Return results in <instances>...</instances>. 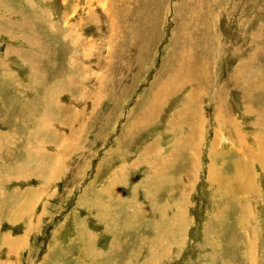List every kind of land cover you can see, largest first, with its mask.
I'll use <instances>...</instances> for the list:
<instances>
[{
    "label": "rangeland",
    "instance_id": "rangeland-1",
    "mask_svg": "<svg viewBox=\"0 0 264 264\" xmlns=\"http://www.w3.org/2000/svg\"><path fill=\"white\" fill-rule=\"evenodd\" d=\"M187 1L0 0V264H264V169L260 164L252 169L255 189L247 193L251 198L245 202L251 210L247 231L239 223L241 205L211 190L206 155L212 133L205 134L207 148H203L198 181L191 173L184 179L195 185L184 202L183 226L177 207L182 201L178 164L185 163L184 158H176L169 171L164 170L168 176L161 178L163 184L150 178L146 164L133 169L157 140L163 141L160 154L174 156L170 145L175 136L169 130L177 124L173 113L180 104L184 106L189 92L199 88L195 84L196 90L188 88L170 100L158 122L137 127L145 121L141 113L155 99L149 91L165 72L163 63L172 58L173 34L187 26L178 10ZM211 8L215 37L221 35L226 48L233 47L229 56L220 58H215L216 49L210 52L213 85L218 82L225 88L228 110L249 127L246 137L252 146L254 129L249 125L256 122V110L250 109L252 120L242 118L247 113L242 106L243 84L255 83L248 94L259 98L255 103L263 106L264 0H227L223 10ZM153 11L157 19L151 33L154 46L135 68L131 60L143 51L134 50V42L138 48L142 40L136 20ZM256 32L260 33L254 39ZM79 38L81 46L76 50ZM111 49L118 54L114 60ZM241 61L251 74L237 78L235 85L231 78ZM127 63V68L135 69L134 75L119 72ZM200 95L210 120L218 112L213 92ZM226 157L229 173L232 161L245 166L235 150ZM224 160L220 155L218 162ZM40 168L41 177L36 178L33 172ZM220 205L226 208L221 215ZM12 239L20 242L18 253L7 245Z\"/></svg>",
    "mask_w": 264,
    "mask_h": 264
},
{
    "label": "bare ground",
    "instance_id": "bare-ground-1",
    "mask_svg": "<svg viewBox=\"0 0 264 264\" xmlns=\"http://www.w3.org/2000/svg\"><path fill=\"white\" fill-rule=\"evenodd\" d=\"M226 1L227 0H219V2H217V0H215V1L214 0H188L187 2H183L178 6V10L184 14L183 20H185V22L187 23V26L178 28L177 30H175V32L173 34L174 40H175V46H174L172 58L168 63H163L162 67H165V72H163L161 74V76L159 77V79H157V81L154 82L155 84L153 85L154 88L152 87V91H149V93L150 92L155 93V99H153V101L151 100L152 102L147 101V104L149 102V105H147L145 107V110L143 112L141 111L142 112L141 117L145 121L142 122V120L139 117L141 122H140V125L137 127H142V126H145L148 124L158 122V120H159L158 118H160V116H162V114L165 113V112H163L161 114L163 107L167 106L169 104L170 100H172L174 97L178 96L180 92H183L184 90H186L188 88H190V89L192 88L193 90H196L193 88L195 84H197L199 88L196 92H193V91L189 92V94L186 96V102L184 104H182L184 106H182L180 108V105H181L180 104L177 112L174 111V113H173L172 117L174 119V122L177 124L171 125L169 127V130L173 134V136H175V140H174L173 144L170 145V150L175 153L174 156L166 157L164 153L160 154L158 150H159V147L161 146V144L163 143V141L157 140L154 143H152L150 145V147H148V149H146L141 154V156L144 155L146 158L142 159L140 156L138 158L137 163H135L133 165V169L139 164L140 165L146 164L150 169L148 172L150 178L153 181L159 182V184H161L162 183L161 178L164 177L163 175L165 174L164 170L167 171L168 167L172 166V164L176 158H180V157L184 158V161H186V162L183 164L179 163L178 164L179 166L177 165L178 169H179V174H181L180 175L181 179L180 178L179 179L182 181V182H179V183H181V186H182L181 187L182 201L178 202V203L181 202V205L178 206L177 209H179V210L181 209V214H180L182 216L181 226H183V224L186 223V219H185V216H186V205L185 204L186 203L184 204V202L190 197L192 190H193L191 188L195 185V182H193V183L187 182L186 183L184 181V179H185L187 174L191 173L193 175V177L195 178V181H198V177H200V174H201L200 170L202 168L201 163H202V157H203L202 156L203 148H205V147L207 148V142L205 139V134L206 133L207 134L212 133L213 139H212V142L210 143V145L208 147L209 151L206 155V158L208 157L210 160V166L207 169V177H208L209 183L213 185L212 186L213 189H211V190H215V195L221 196V197H227V201H230L231 198H233L234 199V201L232 200L233 202L237 203L238 206H239V204L241 205V208H242L241 210H243V211H242L241 215H238L239 216V223H240L241 227H243L244 230L247 231V228H248L247 225L249 226V221L251 219V216L249 215V212L251 214V210H250V208H247L248 205L245 204V202L249 201L251 198V196H249L247 193H249L250 191L255 189V184H253V180H252V176L254 175L252 169L254 170V164L256 165V163L258 166L260 164V166L264 169V155H263L264 151L262 149V148H264V137L262 136V134H264V121H262L264 118V114H263L264 105L262 106L261 104L255 103V100L259 99V98H256V97L248 94V92H250L251 88L255 89V83H253V85L251 87L247 83H244L243 85H245V87H244L245 93H244V98L242 101V106L244 107V110L247 113L242 118L250 120L251 119L250 115H249L251 112L250 109L253 107L256 110V117H255L256 122L252 125L248 124L249 126H251L250 128L254 129L253 130L254 132H252V134H251V137L253 138L254 142H253V145L250 146L249 142H248V138L246 137V132H247V129L249 127L243 125L244 120L240 121L239 116L235 117L231 113L232 111H230V109L228 110V107H227V105H228L227 96L228 95H226L224 93L226 90L224 87H220L218 82H216L215 85H213L215 76L211 77V73H210L211 72V70H210L211 69V63H212V60L210 59V52L213 49H216L215 58H217V57L220 58L222 55H228L229 56L231 51H233L232 50L233 47H231V50L229 48H226L225 41L223 40V38H221V35L218 37H215V33H213L214 17H212V12H213L212 9L213 8H211V7H213V5H214V7L218 6V8L220 10H223L222 6H223L224 2H226ZM212 2H213V5H212ZM131 4H133V2ZM131 4L129 6L130 8H131ZM105 5L106 4H104V6ZM76 8H78V7H76ZM151 9H152V7H151ZM130 10H132V9H130ZM147 10L150 11L149 9H147ZM186 10H188V11H186ZM258 10H260V9H258ZM112 11H114V10H112ZM156 11H155V13L153 11V14H149V15H147L148 14L147 13L146 16H144L143 18L140 17V19L136 20L137 22H139V24L141 26V27L137 26L138 27L137 31L140 33V30H141L140 34L142 35V40H141V45L138 48L136 47L135 42H134V48H135L134 50H136V51L143 50V51L141 53L136 52L134 54V58L131 60L133 62V67H135V68L137 65L136 63H138V62L144 63V59H143L142 55H145L147 53L146 51L152 49L154 46L151 42V37H152L151 33L155 29L154 24H157L156 23L157 22ZM145 12H144V15H145ZM119 14H121V13H119ZM134 14H135V12H134ZM140 16H142V15H140ZM125 19H127V18H125ZM250 20H252V19H250ZM70 29H72V28L70 27ZM262 29H264V28H262ZM66 30H69V29H66ZM189 30H192V31L190 33H188L187 31H189ZM259 33L260 32H256L252 36V38L255 39ZM217 38H219V39L217 40ZM131 40H133V39H130L129 43L132 42ZM79 41H80V38L76 40V44H77L76 50L78 47L81 46V44H80L81 42L79 43ZM251 44H252V42H250L249 45L251 46ZM125 46H128V45H125ZM144 47H145V49H144ZM194 47H196V49H194ZM260 47L261 46L257 47V53H258V51H260ZM263 48H264V46L262 47V49ZM123 49H122V51H123ZM76 50H75V52H76ZM234 50H237V49H234ZM78 51H79V49H78ZM90 51H91V49H90ZM151 51H149V52L152 53ZM195 51H197L198 56L195 54ZM109 52H110L112 60H114L116 58V57H114L115 55H118L117 52L114 53L115 51H113L112 49ZM236 52L234 53L235 55H236ZM120 53H121V51H120ZM233 57H236V56H233ZM233 57H232V59H233ZM214 62H216V61H214ZM107 63L109 64V63H111V61L107 60ZM128 64H130V63L125 64V66L122 67L123 69L121 67H119L118 68L119 72H121L122 70L123 71L126 70V71H128L129 75H132L133 71H135V69L134 68L131 69L129 67L127 68ZM247 69H248V64L244 61H241V64L236 69L234 77L231 78L232 80H235V85H237V81H236L237 78L245 79L247 73L251 74V69H249V71H247ZM178 71H180V72H178ZM112 77H113V75H112ZM112 77H111L110 82L112 81ZM107 79H109V77ZM228 84L232 85L230 82H228ZM73 85H74V82H73ZM98 85H99L100 90L104 89L103 85H101V84H98ZM107 85H108V83H107ZM262 86H264V82H262ZM105 87H106V85H105ZM114 89H115V86H114ZM126 91L127 90H124V92H126ZM203 91H204V93H206L208 91L213 92V96L211 97V99L214 100V102L216 104V109L218 110L216 116H214V118H212L210 120L209 119L207 120V116L203 110V101H202V97L200 95V94H202ZM49 93H50V91H48L47 96H46V100L48 102L50 100V94ZM149 93H146V94L149 95ZM146 97H148V96H146ZM149 100H150V97H149ZM144 102H143V104H144ZM166 109H167V107H166ZM166 112H168V111L166 110ZM211 130H212V132H211ZM178 141H181V142L178 143ZM225 144L228 147H225ZM234 150L238 152V154L241 157V160L244 162L245 166L242 165V163H239L238 160H236L235 162L232 161L231 163L233 164L234 168L232 169V171H230L231 173H229L228 171H229L230 163H228L229 161L226 160V158H227L226 154L231 153V151L234 152ZM222 154H223V157H225V160L223 161V163H220V162H218V158ZM230 158L231 157L228 156V159H230ZM251 162L253 164H250ZM198 164L200 165V167ZM147 166H145V167L147 168ZM177 166H176V168H177ZM42 168H43V166H42ZM42 168H40L37 173H36V171L33 172V174L37 176V177L35 176L36 178L41 177L39 172H41ZM198 168H199V172L196 171ZM250 168H251V170H250ZM23 170H24V168H23ZM24 171H27V170H24ZM124 171L125 170H123V172ZM201 171H203V169ZM165 175H166V177L168 176V174H165ZM13 176H15V175L13 174ZM48 182H50V181H48ZM50 183H51V185H54L53 184L54 182L51 181ZM171 184H172V182H171ZM120 185H121V183H120ZM44 188L48 189L49 186H48V188L46 186ZM113 189H114V187H112V192H115V191H113ZM45 193H46V191L44 192V194ZM133 194H135V193H133ZM117 196H119V195H117ZM178 198H179V196H178ZM116 199H118V198H116ZM228 204H229V202H228ZM221 208L222 209L220 211H218V213L220 212V215L226 209L223 206H221ZM232 211H233V208H232ZM232 211H231V214H232ZM236 211H237V209H236ZM112 215H114V214H112ZM249 216H250V218H249ZM213 221H212V223H213ZM219 221L220 220H218V223H220ZM213 226L214 225H212V227ZM219 227L223 228L221 226H219ZM81 229H83V228H81ZM223 229H225V227ZM77 234H79V233H77ZM253 234L256 237V231ZM12 240H14V239H12ZM12 240L10 242L11 244L8 242L10 245L9 244H7V245L12 247L14 250L17 251V249L20 248V242L18 240H14V241H12ZM243 240H244V238H243ZM245 242H246V240H245ZM241 247H242V245H241ZM254 247H255V245H254ZM18 251H20V250H18ZM18 251H17V253H18ZM85 251L87 252V250H85ZM254 251H255V249H254ZM91 252H93V250ZM235 252L237 253V251H235ZM244 252H246V251H244ZM248 252H249V250H248ZM95 254H97V253H95ZM241 255H242V253H241ZM92 258H94V256Z\"/></svg>",
    "mask_w": 264,
    "mask_h": 264
}]
</instances>
